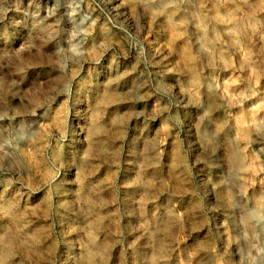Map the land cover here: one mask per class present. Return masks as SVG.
Instances as JSON below:
<instances>
[{"label": "rangeland", "instance_id": "1", "mask_svg": "<svg viewBox=\"0 0 264 264\" xmlns=\"http://www.w3.org/2000/svg\"><path fill=\"white\" fill-rule=\"evenodd\" d=\"M0 264H264V0H0Z\"/></svg>", "mask_w": 264, "mask_h": 264}, {"label": "bare ground", "instance_id": "2", "mask_svg": "<svg viewBox=\"0 0 264 264\" xmlns=\"http://www.w3.org/2000/svg\"><path fill=\"white\" fill-rule=\"evenodd\" d=\"M259 198V197H258ZM260 202H261V199L259 198V199H257V201H256V206H255V208L252 210V212H251V216H255L256 214H257V208L259 207V205H260ZM259 209V208H258Z\"/></svg>", "mask_w": 264, "mask_h": 264}]
</instances>
